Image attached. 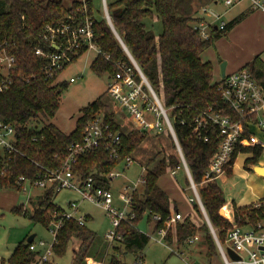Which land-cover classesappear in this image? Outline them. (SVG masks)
<instances>
[{"label": "trees", "instance_id": "16d2710c", "mask_svg": "<svg viewBox=\"0 0 264 264\" xmlns=\"http://www.w3.org/2000/svg\"><path fill=\"white\" fill-rule=\"evenodd\" d=\"M196 2L197 0H106V7L112 25L129 54L165 106L171 107V113L176 115L173 126L184 159L208 219L224 244L225 228L230 225V220L220 212L224 203L222 190L214 180L201 184L209 158L217 149V128L213 127L208 140L200 141L191 135L190 126L182 124L180 118H191L207 104L220 108L224 113L229 111L220 99L217 82H213L212 62L202 59L200 54L241 20L247 11L229 19L223 29L210 26L209 35L202 37L193 27L198 18L195 14ZM84 3L93 19L94 41L100 49L90 62L91 69L98 75L104 72L110 75L116 70L117 62L132 65L127 51L106 17H94L92 0H71L67 4L64 0H0V49L5 47L9 54L15 56L9 86L0 91V120L14 127V144L17 147L11 154L0 149L2 188L20 190L22 182L16 181L19 175L32 179L42 176L45 169L56 168L68 145L80 140L85 124L99 112L103 113L104 120L110 123L113 130L120 132V154L114 158L103 146L89 149L78 155L73 172L81 179L92 176L97 184L110 187L106 173L123 165L124 157L132 155L148 133L141 128L124 130L115 120L113 111L104 102L102 95L79 108L75 125L68 132L52 120H47L57 111L61 93L66 89L68 80H56L57 73L52 76L45 73L42 67L45 59L36 54L34 49L44 42L42 33L45 25L70 19H74L75 24L81 23L84 19V14L81 13ZM153 16L161 21L159 33H155L147 25V19ZM84 50L75 53L72 60ZM243 66H250L257 79L264 84V61L259 55H255ZM18 74L30 77L25 80ZM135 76L139 77L136 70ZM240 148L252 152L251 157L246 159L248 162L256 158L262 146L253 144L236 148L230 163ZM179 166H182V162L174 147L168 152L161 147L157 159L149 167L145 166L143 183L130 193V210L133 216L121 221L118 227L120 239L110 242L98 236L86 224L89 217L85 214L83 224H78L73 219L62 222L55 235L54 253L63 254L70 243L77 241V247H73V264H99L104 260L108 264H124L125 258L122 255L125 253L141 256L150 236L138 228L139 219L146 214L151 229L158 230L164 226L166 218L175 212L179 213L177 203L157 183L160 175ZM229 169L230 167L225 173ZM56 192L54 184L42 188L33 202L34 210L27 212L32 221L41 222L48 227L49 220L53 219L52 215L56 216L61 212L63 207L53 201ZM192 203L198 207L195 199H192ZM20 208L21 205H14L12 209L19 212ZM157 215L159 218L155 217ZM262 215L264 202L258 206L250 204L236 207L233 213L234 219L241 223L254 221ZM197 231H201L197 245L202 248L205 263L211 264L212 257L220 252L207 221L197 225L188 215H182L167 225L163 237L168 245L174 243L179 251L184 246L191 250L193 247L188 246L189 239ZM32 240L34 239L19 241L7 260L11 264H33L37 252L29 248Z\"/></svg>", "mask_w": 264, "mask_h": 264}, {"label": "built area", "instance_id": "2783aa9c", "mask_svg": "<svg viewBox=\"0 0 264 264\" xmlns=\"http://www.w3.org/2000/svg\"><path fill=\"white\" fill-rule=\"evenodd\" d=\"M227 7H231L242 0H222ZM249 7L264 11V0H247ZM106 6V5H105ZM205 9V8H203ZM84 19L81 23L75 24L74 19L64 20L57 24H47L43 28L42 45H37L34 52L41 55L45 62L43 71L49 76L59 71L70 61L75 53L81 49H94L99 52L100 49L94 41L93 19L88 14L87 6L84 3L81 8ZM104 16L109 20L107 7H105ZM218 17V16H217ZM225 19H219L216 24L217 29H223L226 26ZM211 22L197 19L193 27L202 37H207L210 33ZM108 57V55H106ZM132 65L124 62L116 63V70L110 74V80L107 84V92L114 102L127 114L133 117L138 123V128L149 131L155 130L156 133L165 132L170 134L175 144L176 151L181 159L182 166L188 171L191 180V187L195 193V199L198 200V192L194 181L192 180L189 168L184 159L179 140L177 138L173 118L175 114L171 113V107L165 106L158 94L152 88L151 84L144 76L136 62L129 56ZM15 62V56L9 54L5 47L0 49V91L6 89L10 83L11 69ZM139 77L135 76V70ZM54 74V75H55ZM19 77L28 80L30 75L23 74ZM75 77L70 76L69 81H74ZM220 99L227 105L229 111L224 113L220 108L207 104L199 112L187 119L180 118L182 124L190 126L191 135L200 141L209 139L211 130L214 126L217 128L219 136L217 149L210 156L208 165L204 171L202 180L207 181L215 178L226 171L231 166L230 159L234 150L244 145L259 144L264 145V140L260 139L253 131L252 127L257 126L264 130V84L256 77L250 66H241L230 72H226L217 81ZM247 132V133H246ZM15 142V129L10 123L0 120V149L11 154L17 147ZM105 147L110 156L116 158L120 154L121 134L111 128L109 122L103 118V113H96L85 124L80 140L71 142L65 154L62 156L60 164L53 169H45L42 176H36L32 179L19 175L17 182H22L21 189L26 185H35L41 188L54 184L55 189L69 187L80 194V199H69L67 208H63L60 213L53 216L49 224V230L53 235L51 242L39 239L32 240L29 248L37 253L33 264H50V259L54 254L55 235L62 222L67 219H73L78 224L85 222V214H79V201L88 200L106 210L111 218L113 229H109L104 234V239L115 241L121 238L118 227L124 219L133 216L130 210V193L144 181V174L135 182L125 183L121 191V198L128 205V210L120 209L113 205V195L110 187H104L95 182L92 176L81 179L73 172V165L80 153L97 147ZM132 161V155H126L123 160L124 166H128ZM145 170V166H143ZM174 170V169H173ZM119 171L112 169L106 173V177L111 180L118 176ZM264 202H255V206ZM159 218V216H155ZM181 212H175L164 221L170 223V220L181 218ZM168 223V224H169ZM216 239V245L225 264H264V215L254 221L232 222L225 228V242L219 240L215 229L210 225ZM164 236L166 226L158 229ZM198 238L194 235L189 239L193 242ZM230 246L239 256L237 260H232L227 256L225 247ZM182 253V251H180ZM184 264H206L197 260H191L186 255ZM142 257L136 255L134 260L128 264H139ZM99 264H103L99 262Z\"/></svg>", "mask_w": 264, "mask_h": 264}, {"label": "rangeland", "instance_id": "374dc122", "mask_svg": "<svg viewBox=\"0 0 264 264\" xmlns=\"http://www.w3.org/2000/svg\"><path fill=\"white\" fill-rule=\"evenodd\" d=\"M71 0H64L67 4ZM106 3L103 0H92V11L96 18L104 17ZM247 5L246 1L233 5L230 9L223 13L221 18L229 19L240 13L244 6ZM206 15L211 20H219L220 17H213L212 12L214 7L211 4H207ZM217 8L223 9V5L220 3ZM216 8V10H217ZM251 12V11H250ZM249 12V13H250ZM214 13V12H213ZM109 14V13H108ZM255 14H252L251 18L244 17L235 23L231 28V32L227 30L225 35L221 37L220 41L207 46L201 53V57L204 59L213 58L214 60V79H219L221 75V62L227 61V68L239 66L241 62L245 60L243 58L245 54L251 50H255L257 46L264 44L260 31V23L254 18ZM147 25L155 32L161 31V21L153 16L147 19ZM264 29V27H262ZM262 43V44H260ZM220 52V55L217 52ZM97 52L94 49H87L81 51L76 59L68 62L57 73L56 80L66 79L68 84L65 90L62 91L60 97V105L53 116H49L47 120L55 122L62 130L68 132L74 125L77 116L79 115V108L89 101L93 100L99 95H102V99L109 106V109L116 112L114 108V100L107 92V84L110 80L109 75L104 72L100 75L96 74L90 67V62ZM225 55V56H224ZM260 55L264 57V50L260 51ZM243 65H240L241 67ZM237 67V68H239ZM74 76V81H69V77ZM169 107V106H167ZM117 122L124 129L129 124L133 117L127 114L125 111H121L117 115ZM46 120V119H45ZM40 125L42 122L39 123ZM163 147L165 150H172L169 135L165 132L157 134L155 130L150 129L147 135L142 139L138 146L134 149L132 154V161L128 166L119 165L116 170L120 174L110 180V190L113 195V205L120 207V209L128 210V205L121 198V191L123 185L129 182H135L139 177L144 174L143 166L149 167L153 161L157 159L159 149ZM153 158V159H151ZM151 160V161H150ZM185 172L182 168L176 169L175 173L167 170L165 173L158 177V183L172 192L173 196L178 198L179 207L182 211L189 210L191 217L194 220L200 221V217L197 212L192 209L189 196H194V191L190 185L185 181ZM140 186V185H139ZM138 186V187H139ZM166 186V187H165ZM12 190V189H11ZM12 190L16 196V203L25 202L30 211L34 210V201L36 196L41 192L42 188L35 185H26L25 190L15 189ZM31 196L32 201L28 202V197ZM13 198V197H12ZM80 194L76 190L69 187H61L53 196V201L61 207L67 208V201L69 199H80ZM3 212V216L0 218V236L5 237L8 233L15 234L16 227L25 228V234L35 233V241L39 239L51 242L53 235L49 230V227L43 225L41 222L32 221L29 216L11 214L8 210H0ZM79 214H87L90 217L86 219V224L97 232L98 236L104 238V234L109 229H113L110 216L106 213V210L99 205H96L88 200L79 201ZM225 217L231 218L232 222H237L233 217V212ZM53 218V215H52ZM170 222H173L170 220ZM51 223L49 220L48 224ZM153 223V222H152ZM169 223V222H168ZM163 222L164 227L168 225ZM138 228L149 234V241L144 246L141 257L142 261L139 264H184V258L186 255L191 260H197L205 263V256L202 252V248L198 247L196 240L191 244L193 249L188 250L186 246L181 247L182 253L177 249L175 245H168L165 238L159 230L151 229V225L148 222L146 214H144L138 221ZM198 239L201 235V231H197ZM25 236V235H24ZM77 241L70 243L66 251L59 255L53 254L50 259V264H73V247H77ZM193 245V246H192ZM134 256L131 253H125L122 255L124 264H128L134 260ZM103 264L107 263V260L102 261ZM122 264V262H121ZM211 264H225L220 253H217L211 259Z\"/></svg>", "mask_w": 264, "mask_h": 264}, {"label": "crops", "instance_id": "0c3cea01", "mask_svg": "<svg viewBox=\"0 0 264 264\" xmlns=\"http://www.w3.org/2000/svg\"><path fill=\"white\" fill-rule=\"evenodd\" d=\"M244 1H246V3H247V5H245L243 10H242V11H247L244 19L251 18L252 14H255L254 18L257 19V21H259V23H260L259 25H260L261 36H262V39H264V29H262V27H264V11H262L260 9L250 8L247 0H242L241 2H244ZM103 2L106 3V0H103ZM209 3L211 4V6L214 7V9H213L214 13L212 12V14H213V17L215 14L216 19H217V16L220 17L219 19H223V18H221L222 14L223 13L225 14V11L230 9L232 6L227 7L223 3L222 0H197L196 6H195L196 7L195 14L198 17L197 19L209 21L216 28V24L218 23V20H215V19L211 20L210 17H208L206 15V11H207L206 6ZM220 3L224 7L223 9L217 8V5ZM203 8H205V9H203ZM216 8H217V10H216ZM231 18H229V19H231ZM229 19H226V21H228ZM228 31H229L228 33L231 32L230 29ZM221 37H223V35L219 36L215 40L216 43L218 41H220ZM260 44H262V43H260ZM262 50H264V44H262L261 46H257L255 50H251V51L247 52L245 54V56L243 57V58H245V60L243 62H241L239 64V66L244 65L246 62L252 60V58L255 55H259L261 60L264 61V57H262L260 55V51H262ZM217 53L220 55L219 51ZM200 56H201V54H200ZM202 59H204V58H202ZM204 60H210L212 62L213 74H214L215 66H214L213 58L210 57V58L204 59ZM227 65H228V62L225 61L224 72L222 73V71H221V75L219 76V79L226 72H230L232 70L237 69V67H239V66H234V67L227 68ZM219 79H214V77H213V82H217ZM113 103L115 105L114 108L117 111L116 112H114L113 110L112 111L114 113V118L117 121V118L115 117V115H117L118 113H120L121 111H124V110L121 109L115 102H113ZM131 128H138V123L135 120L130 121L129 124L127 126H125L124 130L131 129ZM252 131L260 139L264 140V130H262L261 128H259L257 126H253ZM157 134H159V133H157ZM166 134H168V133H166ZM168 135L170 138L172 148L174 147L176 150V147H175V144L172 140V137L170 136V134H168ZM244 146H246V145H244ZM165 151L168 152L167 150H165ZM251 155H252V152L250 150H242L240 148L237 151V153L234 157V160L231 163L229 172H227V173L223 172V173L219 174L218 176H216L215 178L211 179V180H214L215 182H217L219 184L221 190H222V193L224 196V203L220 207V212L224 216L225 215L228 216L232 212L234 213V210L236 207H242V206H246V205H250V204H255V202L261 201L262 199H264V145H262V149L259 152V154L256 156V158H254L251 161L246 162V159H248V157L250 158ZM179 168H182L184 170L185 177H186L185 181H186V183L188 182L187 184L191 186V180H190V176L188 174V171H186V169L183 166H179L176 169H179ZM176 169H174V170L170 169V171L172 173H175ZM144 172H145V170H144ZM207 181H209V180H207ZM205 182L206 181L202 180L201 184H203ZM157 183H158V179H157ZM158 184H159V186H161L160 183H158ZM11 189L14 190L15 192H17V190H15L14 188H2V187H0V210H3V211L8 210L11 214H15V215L29 216L27 214V212H31V211L26 206V203L20 202L19 204H17L16 198H18L19 195L16 196L15 194H17V193H13ZM163 189L167 192L170 199L174 200L177 203L178 211L181 212L182 215H188L190 217V219L197 225L202 223L204 220L206 221V217H205V214L203 212L201 205L194 198L195 193H194V196H189V199L191 201L192 209H194L197 212V214L200 217V221H199V219L194 220L193 217H191V213L189 210L182 211L181 207H179L178 198L173 196L172 192H170L169 189H165V188H163ZM23 190H25V189H23ZM192 199H195L197 201L198 207H195L193 205ZM30 201H32L31 196L28 197V202H30ZM14 205H21V208L18 209L19 212L12 209L14 207ZM2 216H3V212H0V218ZM88 217H90V216L88 215ZM230 219L231 218H229V220ZM209 228H210V226H209ZM35 235L36 234L34 233L33 239L35 238ZM29 236L30 235L25 234V228H23V227H16V231H15L14 235H11L10 233H8L7 235H5L4 238H2L0 236V264H11L7 260V257L10 255V253L14 249L15 245L19 241H22V240L24 241ZM196 240H198V238ZM195 241L190 242V244H188V246H191V244L194 243ZM172 245H175V244L173 243ZM181 251H183V250H181ZM106 264H108V263H106Z\"/></svg>", "mask_w": 264, "mask_h": 264}, {"label": "water", "instance_id": "95a60500", "mask_svg": "<svg viewBox=\"0 0 264 264\" xmlns=\"http://www.w3.org/2000/svg\"><path fill=\"white\" fill-rule=\"evenodd\" d=\"M107 21L109 22L111 28L113 29V31L115 32V34L117 35V37L120 39V41H121L122 45L124 46L125 50L127 51L128 55L131 57V55L129 54L127 48L125 47L124 43L122 42L121 38L118 36L117 32L115 31V29H114V27H113V25H112V22H111V20H110V16H109V20L107 19ZM131 58H132V57H131ZM133 60H134V59H133ZM220 65H221V71H222V73H223V72H224V67H225V61H222ZM144 76H145V75H144ZM198 200H199L198 203L201 205V207H202V209H203V212H204V214H205L206 221H207V223H208L209 226H210L211 223L209 222V219H208V217H207V214H206V212H205V210H204V208H203V205H202L201 199H200V197H199V194H198ZM210 231H211L213 237H215L214 233L212 232L211 227H210ZM33 236H34V233L30 234V236L27 238V241L31 240V239L33 238ZM215 241H216V239H215ZM225 251H226L227 256H229L230 259H232V260H237V259L239 258L238 254H237V253H236V252H235L230 246H226V247H225ZM234 264H241V263L235 262Z\"/></svg>", "mask_w": 264, "mask_h": 264}]
</instances>
